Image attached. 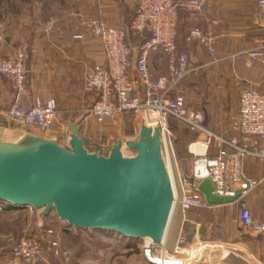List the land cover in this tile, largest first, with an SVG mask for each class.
<instances>
[{
	"label": "built area",
	"instance_id": "built-area-1",
	"mask_svg": "<svg viewBox=\"0 0 264 264\" xmlns=\"http://www.w3.org/2000/svg\"><path fill=\"white\" fill-rule=\"evenodd\" d=\"M257 3L264 12V0H257ZM181 12L205 23V27L195 26L190 30L187 44L196 41L216 57L215 30L222 21L213 15V0H139L129 31L135 37H149L137 50L127 42L124 31L111 28L95 18H88L83 23L98 40L106 57L104 64L86 66V90L96 99L86 111L84 122L93 119L103 124L118 116L139 117L145 113L149 125L159 126L168 158L169 144L174 138L171 120L196 135L195 144L207 150L204 155L193 154L191 169L180 183L182 192L177 189L171 173L176 192L174 212L178 207L185 212L211 207L199 191L203 180L211 181L216 195L233 197L246 183L245 161L255 159L264 164V92L253 88L240 92L239 112L226 136L209 129L204 114L189 108L183 85L201 67L192 66L190 54L178 50L176 40ZM36 53L35 47L23 42L12 47L10 55L0 56V81H8L13 92L7 117L14 124L31 127L47 137L59 133L56 131L59 106L55 99L29 93L27 63ZM153 54H162L167 59L166 74L157 78L150 70ZM249 56L264 64L262 50L251 51ZM212 149L215 153L209 152ZM198 170H205L206 175L198 177ZM238 220L244 231L264 233V226L256 224L250 210L242 204ZM38 234L43 241L30 234L21 237L3 264H53V260L63 256L55 229H49L46 236L41 230ZM184 244L185 239L181 238L173 253L167 250L166 242L161 246L145 244L143 253L150 264H158L153 257L180 259Z\"/></svg>",
	"mask_w": 264,
	"mask_h": 264
},
{
	"label": "water",
	"instance_id": "water-1",
	"mask_svg": "<svg viewBox=\"0 0 264 264\" xmlns=\"http://www.w3.org/2000/svg\"><path fill=\"white\" fill-rule=\"evenodd\" d=\"M77 120L57 118L67 128L44 137L28 126L0 124V203L38 211L36 229L55 211L63 225L101 230L146 245L166 242L175 209V191L161 130L149 125L145 113L136 124L137 135L118 140L99 154L81 137ZM198 170L197 176H205ZM206 203L222 206L242 196L216 195L209 179L199 185Z\"/></svg>",
	"mask_w": 264,
	"mask_h": 264
},
{
	"label": "rangeland",
	"instance_id": "rangeland-1",
	"mask_svg": "<svg viewBox=\"0 0 264 264\" xmlns=\"http://www.w3.org/2000/svg\"><path fill=\"white\" fill-rule=\"evenodd\" d=\"M0 2V18H4V21L8 23L7 34L14 33V27H18L20 36L15 38L16 44L23 42L33 44V38L36 37L33 34V29L42 31V23L45 21L44 25L48 26V22L53 25L52 27H55L54 33L58 34V41L61 44L71 46L79 43L73 40L72 34L81 32L84 33L85 42L89 46L97 47L93 42L92 34L83 25L84 20L88 18L99 19L111 28L124 31L131 45L138 44L129 28L131 18L138 11L139 0H18L17 5L13 4V2L16 3L15 0H0ZM102 9L105 16L100 14ZM68 14L70 15L68 21L70 24L67 23L69 29L63 30L64 32L57 30L58 27H61L58 23L55 24L48 20V17H53V21L56 22L57 19L59 22L63 18L62 16ZM79 14H81L80 17ZM21 26L22 29H19ZM0 31L2 32L1 28ZM54 37V40L58 39L56 36ZM249 52L230 53L232 61L225 64L213 65V61L219 56H211L208 52H204L203 59L200 58L196 61L197 65L204 63L207 66L202 67L188 82L193 84L192 87L185 90L188 106L194 111L202 112L206 119V125L214 130L225 124L230 117L235 116L240 92L243 89L260 90L261 84L258 81L264 76V64L252 59ZM33 59L34 57H31L27 63L29 82ZM89 64H94L92 55H89L84 69ZM62 68L66 69L67 67L63 66ZM47 73L45 72V74ZM66 74V72L62 73L61 81H49V88L46 87V90H49L48 95L57 101L60 112H72L82 106V114L86 115V111L91 108L96 98L85 92L82 82L79 81L78 84L69 82ZM262 85L264 87V84ZM236 117L237 115L234 118ZM139 118L140 116L124 115L108 119L104 125L91 123L85 127L87 130L85 138L90 140L91 149L101 154L117 142L119 122L122 124L124 138L135 137ZM176 124V122L173 123V127ZM176 132H178V136L175 137L180 139L177 152L183 154L185 143L189 141L192 143L195 139L193 140L194 137L192 138L185 129L177 128ZM6 208V204H0V264L8 260L11 248L21 237L32 234L34 230H39L35 227L37 210L28 207L14 210H6ZM46 221L59 234V244L63 252L61 258L56 260L52 258L53 264H149L143 253L146 244L144 240L127 239L118 234L101 230L78 229L75 231L69 229L71 233H63L61 228L66 225L59 222L55 211L50 212ZM218 236L217 238L222 240V237ZM130 246H135V249L131 250ZM197 248L198 246L187 247L185 250L195 251ZM184 251L183 256L185 257H181L180 260L185 261L186 264H218L224 252L220 249L208 251L207 248H204L203 255L199 259H194L192 255ZM158 257H153V260H157Z\"/></svg>",
	"mask_w": 264,
	"mask_h": 264
},
{
	"label": "crops",
	"instance_id": "crops-1",
	"mask_svg": "<svg viewBox=\"0 0 264 264\" xmlns=\"http://www.w3.org/2000/svg\"><path fill=\"white\" fill-rule=\"evenodd\" d=\"M15 1L16 3L13 2V4L17 5L18 0ZM112 3L114 4V1ZM213 7L214 17L220 18L222 21V24L215 30L218 51L217 56L219 57L217 59L215 58L212 63L213 65L231 62L232 53H246L260 49L264 54V12L259 8L257 0H213ZM100 14L105 16L103 14V9L100 10ZM80 16L81 14H79V17ZM62 17L63 18H61L59 22H57V19L56 22L55 20L53 21V17H48L49 21L55 24L58 23V25L61 26V29L59 27V29L57 28L59 32H64L66 29H69L68 24L70 23H68V21L70 15L68 14ZM189 18L195 26L205 27V23L199 19L191 16H189ZM4 20V18H0V28L2 29V32L0 31V56L10 55L12 47L16 45L17 37L20 36L17 26L14 27L15 32L8 35V23ZM42 24V31L33 29V34L36 37L33 38V44L31 45L37 49V53L32 56L34 59L30 67V95L49 99V90H46V87L49 88V81H61L63 72L67 73L65 76L68 77L67 80L69 82H74V84H78L79 81L82 82L85 92L94 95L86 90L84 81L86 68L84 69V64L89 55H92L94 63H106V57L98 40L93 37V42L97 47L89 46L87 42H85L84 33L75 32V34H72V38L79 43L67 46L58 41V34L54 33L55 27H52L53 25L48 22V26L44 25L45 21ZM19 29H22V26ZM54 36L58 39L54 40ZM204 52H207L206 49L198 43L194 50L189 53L191 54L190 56L193 62L192 66L201 68L207 66L204 63L199 65L196 64V61L200 60V58H204ZM63 66L67 68H62ZM150 70L154 78L165 75L167 72V59L163 57L162 54H153L151 57ZM45 72L48 73L45 74ZM189 79H191V77ZM189 79L183 85L185 90L189 88ZM258 83L261 84L259 91L264 92V87L262 85L264 84V76L259 79ZM12 99L13 92L9 82L6 80L0 81V124L7 123L16 127L17 124H14L6 115ZM82 111V106H79V108L72 112H60L59 108V115H61L64 120H77L83 115ZM238 112L239 103L235 116L238 115ZM235 116L230 117L225 124L216 127L217 129L215 130L214 128L207 127L218 135L226 136L230 131V126ZM107 120L99 125H104ZM172 121L173 120H171L170 123ZM94 122L98 124L93 119L88 123L83 120L80 124L81 137L89 148H92V145L90 146V140L85 138V132H87L85 127ZM176 125L177 126L172 127L174 129V138L170 141L169 158H167L170 171L177 184V189L179 192H182L180 183L182 178L186 176L191 169L193 154L204 155L207 153V150L201 145L195 144V139L192 143H190V141L185 143V148L182 150L183 154L177 152V148L180 145V139L175 137L178 136V132H176L177 128L185 129L189 135L190 133L181 124L178 123ZM56 131L59 133H53L51 135H57L61 142L67 134V128L61 124L58 118ZM110 147L107 148V150L110 149ZM209 152L215 153V149ZM244 174L246 183L240 189L245 192L242 193L238 203L208 207L188 212L183 211L180 207L175 210L166 239V248L170 253H173L178 248L180 239L184 238V250L187 247L192 248L198 246L195 251L185 250L192 255L194 259H199L203 255L204 248H207L208 251L213 249L224 251L218 264H264V233L256 234L244 231L238 220L240 205L242 204L250 210L254 222L264 226V164L255 159H248L244 164ZM64 229L65 227L63 226L61 230ZM61 230L60 233H62ZM218 235L222 237V240H220L221 238H217L219 237ZM179 257L185 256L182 254ZM174 260L183 264V261L180 259L175 258Z\"/></svg>",
	"mask_w": 264,
	"mask_h": 264
},
{
	"label": "trees",
	"instance_id": "trees-1",
	"mask_svg": "<svg viewBox=\"0 0 264 264\" xmlns=\"http://www.w3.org/2000/svg\"><path fill=\"white\" fill-rule=\"evenodd\" d=\"M13 5V4H12ZM14 6V5H13ZM0 8H1V2H0ZM137 14V13H136ZM136 14H134V16L131 18V22H130V25L132 24V22H133V20H134V18L136 17ZM180 18H181V22H180V24H179V27H178V37H177V40H176V44H177V47H178V50L180 51V52H188V53H191L192 52V50H194V48L196 47V45H198V42H193V43H191L190 45H188L187 44V42H186V39H187V37H188V35H189V32H190V30L193 28V27H195V24H193L191 21H190V18H189V15L188 14H186V13H184V12H181L180 13ZM183 21V22H182ZM149 36L148 35H145V36H143V37H134V39L138 42V44H136V46H133L136 50L137 49H139L140 47H141V45H142V43L145 41V39H147ZM126 40H127V42L128 43H130L129 42V39H127L126 38ZM17 45V44H16ZM191 55V54H190ZM191 64H193V62H192V60H191ZM198 73V72H197ZM196 74V73H195ZM194 74V75H195ZM194 75H192L191 76V78L192 77H194ZM190 80V79H189ZM189 82V81H188ZM188 85H189V87L191 86H193V84L192 83H188ZM176 121H172L171 122V129H172V131L174 130L172 127H173V123H175ZM177 123V122H176ZM178 124V123H177ZM205 124H206V122H205ZM177 126V125H176ZM174 127H175V125H174ZM175 130H176V128H175ZM190 135H191V133H190ZM194 137V138H193ZM192 138H193V140L194 139H196V135H193L192 134ZM0 204H5V203H0ZM7 205V208H6V210H14V209H16V207H13V206H11V205H9V204H6ZM49 217V216H48ZM48 217L46 218V220L48 219ZM46 224H45V226L42 228V229H40L41 231H42V233H43V235H47V232H48V230L49 229H52L53 227H51L50 226V224L49 223H47V221L45 222ZM68 227V226H67ZM70 229H73V228H71L70 227ZM40 230H34V232H32V234H30V236L32 237V236H38V238H39V240L40 241H43V239H42V237H41V234H38V232L40 231ZM62 232L63 233H71V230H62ZM56 235H58L57 233H56ZM130 245V244H129ZM14 247V246H13ZM13 247L11 248V250H10V253H9V257L11 256V253H12V249H13ZM132 248V249H131ZM130 249L131 250H134L135 249V246H130ZM129 253V252H128ZM175 259V258H174ZM174 259H172V260H174ZM149 263V262H148ZM150 264V263H149Z\"/></svg>",
	"mask_w": 264,
	"mask_h": 264
},
{
	"label": "bare ground",
	"instance_id": "bare-ground-1",
	"mask_svg": "<svg viewBox=\"0 0 264 264\" xmlns=\"http://www.w3.org/2000/svg\"><path fill=\"white\" fill-rule=\"evenodd\" d=\"M174 187V184H173ZM174 191H175V187H174ZM175 198H176V192H175ZM155 260V259H154ZM158 264H178V261L175 260H169V259H162V258H158L157 260H155ZM182 264V263H179Z\"/></svg>",
	"mask_w": 264,
	"mask_h": 264
}]
</instances>
